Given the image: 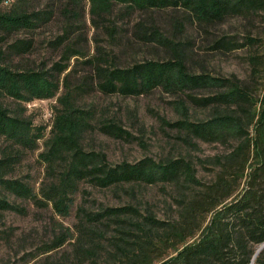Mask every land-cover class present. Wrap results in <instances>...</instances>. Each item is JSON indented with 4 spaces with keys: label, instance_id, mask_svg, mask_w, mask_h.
I'll return each mask as SVG.
<instances>
[{
    "label": "trees",
    "instance_id": "obj_1",
    "mask_svg": "<svg viewBox=\"0 0 264 264\" xmlns=\"http://www.w3.org/2000/svg\"><path fill=\"white\" fill-rule=\"evenodd\" d=\"M26 1L15 0L17 5L0 11V39L21 29H32L48 17L46 9L23 8ZM89 2L90 11L96 14L108 9L112 2L138 9L179 8L186 18L198 24L264 10V0ZM137 27L147 40L171 48L173 56L145 59L121 67L94 62L97 88L105 93L131 95L160 86L171 92L183 93L197 105L215 107L203 119L189 120L184 114L181 119L166 122L203 140H238L223 155L213 182L188 193L179 202L176 215L165 219L155 217L150 211L143 213L131 203L101 204L96 209H89L84 203L75 204L72 195L80 180L99 187L129 181H169L189 185L197 180L191 164L183 157L161 161L143 156L132 162L110 163L104 152L82 148L78 138L88 123L86 112L89 110L76 103V89L81 86H70L62 77L64 92L55 97L58 105L54 107L55 131L47 140L48 155L62 157V168L55 179L39 188L41 198H37L23 180L4 176L10 164L9 156L3 155L0 157V188L16 196L43 199L60 216L68 215L73 208L71 228L65 227L50 247L71 239L76 264H264V246L253 255L264 242V111L253 121L254 101L245 85L233 77L189 72L182 54L170 38L153 25L144 30L143 24L138 22ZM236 45L230 36L214 40V47L218 49L227 50ZM29 46V39L14 37L6 42L4 49L0 47V137L18 143H24L28 125L1 99L9 96L26 100L53 95L58 74L66 66L59 61L53 62L49 68L36 69L11 67L7 63L8 56L22 53ZM256 58L252 55L251 61ZM200 88L214 91L204 96L191 92ZM176 104L185 108L182 99H178ZM250 124L252 130L248 134L246 127ZM99 127L113 136L128 135L114 121L104 122ZM245 150L251 151L254 157L249 165H246L249 157L244 155ZM245 167H248L246 171ZM238 178H243V186L236 191ZM7 209L18 207L0 194V210Z\"/></svg>",
    "mask_w": 264,
    "mask_h": 264
},
{
    "label": "rangeland",
    "instance_id": "obj_2",
    "mask_svg": "<svg viewBox=\"0 0 264 264\" xmlns=\"http://www.w3.org/2000/svg\"><path fill=\"white\" fill-rule=\"evenodd\" d=\"M15 5V0H0V11ZM22 7L46 9L48 17L32 29H21L0 39L3 49L14 37L27 38L30 42L24 52L8 56L7 63L11 67L34 69L49 68L55 61L66 64L58 74L53 95L26 100L9 96L1 99L28 125L24 143L0 137V157L9 156L10 164L4 176L23 180L37 198H41L39 188L56 177L63 166L62 157L48 155L47 141L55 131L54 107L58 106L55 97L64 92L62 77L70 86H81L76 89V103L89 110L88 123L78 138L82 148L104 152L110 163L132 162L143 156L161 161L183 157L191 164L197 180L189 185L129 181L105 187L80 180L72 195L75 204L84 203L87 208L96 209L101 204L131 203L157 218L173 217L188 193L213 182L223 155L237 144L234 138L203 140L167 124L183 118L184 114L189 120L203 119L215 108L192 103L181 92L156 86L144 93L122 95L97 88L94 62L121 67L173 56L174 51L168 46L141 35L138 22L144 30L153 25L170 38L189 72L233 77L245 85L254 101L253 121L264 111V10L198 24L186 18L179 8H128L120 2H112L108 9L97 14L90 11L89 0H27ZM221 36H230L236 47L227 50L214 47V40ZM72 52L76 53L72 55ZM252 55L257 56L253 62ZM213 91L200 88L191 92L204 96ZM178 99L184 102V109L176 104ZM108 121H114L128 135L117 137L103 132L99 125ZM246 130L250 134L252 124ZM245 154L249 165L254 157L251 151L245 150ZM237 180L236 191L243 186V178ZM0 194L18 207L0 210V264H76L71 239L50 247L65 227L71 228L73 208L68 215L60 216L43 199L16 196L2 188Z\"/></svg>",
    "mask_w": 264,
    "mask_h": 264
},
{
    "label": "water",
    "instance_id": "obj_3",
    "mask_svg": "<svg viewBox=\"0 0 264 264\" xmlns=\"http://www.w3.org/2000/svg\"><path fill=\"white\" fill-rule=\"evenodd\" d=\"M264 246V242H262L254 251V254L255 255L262 247Z\"/></svg>",
    "mask_w": 264,
    "mask_h": 264
}]
</instances>
